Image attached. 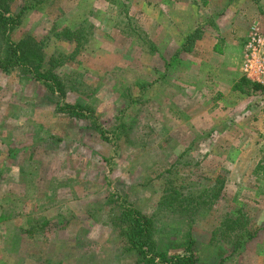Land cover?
<instances>
[{
    "label": "rangeland",
    "instance_id": "obj_1",
    "mask_svg": "<svg viewBox=\"0 0 264 264\" xmlns=\"http://www.w3.org/2000/svg\"><path fill=\"white\" fill-rule=\"evenodd\" d=\"M24 1L13 0L15 12ZM253 23L264 32V0H49L29 10L13 37H34L46 67L62 62L52 69L67 82L63 103L89 107L99 130L59 111L20 67L0 70V264H144L109 194L152 216L157 252L264 264V86L242 71ZM180 185L190 199L160 207ZM237 215L245 227L221 228ZM245 230L251 239L238 241Z\"/></svg>",
    "mask_w": 264,
    "mask_h": 264
},
{
    "label": "trees",
    "instance_id": "obj_2",
    "mask_svg": "<svg viewBox=\"0 0 264 264\" xmlns=\"http://www.w3.org/2000/svg\"><path fill=\"white\" fill-rule=\"evenodd\" d=\"M49 0H25L21 4L20 9L15 12L13 9V0H0V70L7 71L8 69L18 66L26 75L36 81H39L50 95L56 98V106L59 111L67 112L71 115L78 117L88 118L91 125L95 128H99L94 124V117L92 110L81 104H67L63 103V97L67 89L66 79L61 78L55 73L52 67L60 65L62 62L54 60L51 66L46 67L44 60V54L42 53V47L34 37L30 34H23L18 38L13 37V33L20 26L22 17L25 14L39 5L47 3ZM189 37L192 34H188ZM188 48V46H184ZM245 78H241L240 83L246 82ZM238 89V88H237ZM264 114V107L262 109ZM119 128H115L114 137L118 139L122 133L121 125ZM102 137H105L103 130L99 131ZM108 139V138H105ZM259 168V167H258ZM264 169V168H263ZM257 171V169H256ZM183 186H171L170 193L166 195L162 194L158 200L160 207L176 210L180 207V204H176L178 201L184 204L187 198L191 196L192 190H189L188 194H184ZM216 191L211 193V196L215 199ZM219 194V193H218ZM185 195V196H184ZM190 199V198H189ZM108 202L116 206L118 210V217L124 226L120 229V235L125 239L127 248L130 251H134L140 261L144 264H196V257L192 253H174L168 254L164 252H157L152 247V239L155 232V224L152 216L147 215L136 207H134L126 199H123L118 194H109ZM241 212V209H237ZM245 221L237 215L235 217H225L220 223L221 228L225 230L233 231L242 227ZM240 225V226H239ZM246 222L244 224V227ZM239 226V228H238ZM245 229V228H244ZM240 230V229H239ZM251 233L245 230L237 237L238 241L241 238L251 239Z\"/></svg>",
    "mask_w": 264,
    "mask_h": 264
},
{
    "label": "built area",
    "instance_id": "obj_3",
    "mask_svg": "<svg viewBox=\"0 0 264 264\" xmlns=\"http://www.w3.org/2000/svg\"><path fill=\"white\" fill-rule=\"evenodd\" d=\"M242 71L246 78L264 86V32L256 23L250 26L244 43Z\"/></svg>",
    "mask_w": 264,
    "mask_h": 264
},
{
    "label": "crops",
    "instance_id": "obj_4",
    "mask_svg": "<svg viewBox=\"0 0 264 264\" xmlns=\"http://www.w3.org/2000/svg\"><path fill=\"white\" fill-rule=\"evenodd\" d=\"M223 52H224L223 54H225V50Z\"/></svg>",
    "mask_w": 264,
    "mask_h": 264
}]
</instances>
